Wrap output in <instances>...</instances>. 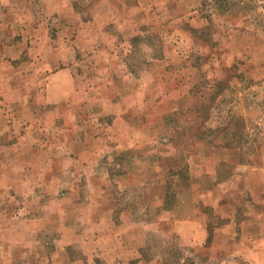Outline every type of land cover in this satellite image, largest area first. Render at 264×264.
I'll use <instances>...</instances> for the list:
<instances>
[{
    "label": "rangeland",
    "instance_id": "374dc122",
    "mask_svg": "<svg viewBox=\"0 0 264 264\" xmlns=\"http://www.w3.org/2000/svg\"><path fill=\"white\" fill-rule=\"evenodd\" d=\"M0 264H264V0H0Z\"/></svg>",
    "mask_w": 264,
    "mask_h": 264
}]
</instances>
